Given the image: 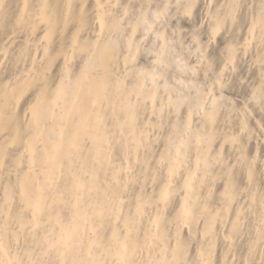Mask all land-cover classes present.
Returning a JSON list of instances; mask_svg holds the SVG:
<instances>
[{"label": "bare ground", "instance_id": "obj_1", "mask_svg": "<svg viewBox=\"0 0 264 264\" xmlns=\"http://www.w3.org/2000/svg\"><path fill=\"white\" fill-rule=\"evenodd\" d=\"M150 1L0 0V264H264V0Z\"/></svg>", "mask_w": 264, "mask_h": 264}, {"label": "rangeland", "instance_id": "obj_2", "mask_svg": "<svg viewBox=\"0 0 264 264\" xmlns=\"http://www.w3.org/2000/svg\"><path fill=\"white\" fill-rule=\"evenodd\" d=\"M158 1H159V0H156V1H155V0H154V1L151 0V1H150V4L153 2L152 4L155 5V3H157ZM218 1H219V0H218ZM244 1H245V2H244V6H247V4H248V5H250V4L252 5V2H253V4H254V0H244ZM154 2H155V3H154ZM249 2H250V3H249ZM251 5H250V6H251ZM250 6H248V7H250ZM172 7L175 8L174 5H173V3H172V5H171V8H172ZM170 10H171L170 13H171V15H172V17H171L172 20L170 21V18H169V22H170V23H169L168 25H170V24H171V25H170V26L166 25V27L168 26V27L170 28V27L172 26L174 29H173L172 27H171L172 30L169 29V28H167V33H166L165 35H166V37L170 36V37L167 38V39L169 40V39L171 38V40H174L175 38H177L176 40H178V39L180 40V38L182 37V39H181L180 41H184V42H180V43H183V44H182L183 46H181V47L184 48V47H188V46L191 45L192 50H194V49H193L194 47L192 46V43H191V42H193V39L190 40V38H191L190 36L192 35V37H193V34H194L195 31L198 29L197 26H195L196 24H195L194 26H192L191 28H189V29H188L189 31H188V30H187L188 27L186 28V27L183 26L182 24H179L178 21L175 23V21L177 20L176 18H177V16H178V15L176 14L177 12H176V10L174 11V9H170ZM172 11H174V12L172 13ZM174 14H176L177 16L174 17ZM169 15H170V14H169ZM171 15H170V16H171ZM198 18H199V17H198ZM198 18H197V20H196V21H197V22H196L197 25H199L198 22H200V20H199ZM177 23H178V24H177ZM172 24H173V25H172ZM174 24L176 25V27H174V26H175ZM178 25H179V27H181V28L179 29V31L181 30V31H182L181 34H183V35L180 34L181 31L179 32V31L177 30V29L179 28ZM181 25H182V26H181ZM166 27H165V29H164L165 32H166ZM182 27H183V29H182ZM193 27H196V28H194V29H196V30H194ZM241 27H242V26H241ZM168 29H169V30H168ZM175 29H176V31H175ZM192 29H193V30H192ZM184 30H185V31H184ZM168 31H170V32H171V31H172V32L174 31V32H173V33L171 32V35H168V33L170 34V32H168ZM177 31H178L179 34H180V36H179L180 38H178V36H177V37H174V35H175V36L178 35ZM183 31H184L185 33H184ZM191 31H194V33L191 32ZM175 32H176L177 34H176ZM174 33H175V34H174ZM192 33H193V34H192ZM150 34H151V32H150ZM172 34H173V35H172ZM190 34H191V35H190ZM171 36H173V37H171ZM201 36H202V35H201ZM145 37H146V36H145ZM145 37H144V38H145ZM203 37H204V36H203ZM203 37H200V38H202V39L204 40ZM144 38H143V41H142V42H143V43L145 42V45L148 47L149 41H150V40L152 41L153 37H152V36H149V34H148V35H147V38H145V40H146L147 42L144 40ZM149 38H150V40H149ZM172 38H173V39H172ZM171 40H170V41H171ZM179 40H178V41H179ZM151 41H150V42H151ZM153 41H154V39H153ZM170 41H169V42H170ZM173 42H174V41H173ZM173 42H171V43H173ZM174 43H175V42H174ZM190 43H191V44H190ZM189 44H190V45H189ZM150 45H155V44H154V42H153V44L151 43ZM150 45H149V47H151ZM184 45H185V46H184ZM193 45H194V43H193ZM149 47H148V48H149ZM191 47H190V48H191ZM188 48H189V47H188ZM188 48H185V51H186V49L189 51L190 48H189V49H188ZM186 52H187V51H186ZM190 52H191V50H190ZM192 52H193V51H192ZM149 54H151V53H149ZM189 54H190V53H189ZM147 55H148V54H147ZM192 55H193V54H192ZM145 56H146V55H145ZM151 56L153 57V54H151ZM189 56H191V54H190ZM143 57H144V56H143ZM147 57H148V59H149V58L152 59V57H149V56H146V59H147ZM189 58H192V57H189ZM193 58H194V56H193ZM216 58H217L216 56H215L214 59L212 58L214 64L217 62V59H216ZM144 59H145V57H144ZM144 59L141 60V61H144ZM146 59H145V60H146ZM148 59H147L146 61H150V60H151V59H149V60H148ZM215 59H216V60H215ZM191 60L193 61L194 59H191ZM0 61H1V57H0ZM187 61H189V59H188ZM144 62H145V61H144ZM150 62H151V61H150ZM150 62H149V63H150ZM189 62H191V61H189ZM142 63H143V62H142ZM149 63L147 62V64H149ZM191 64H192V62H191ZM240 72H241V73H240ZM238 73L240 74L241 79L243 78V81H241V79L239 78V76H238L239 74H237L236 78L238 77V80H240L242 83L244 82V83L242 84L243 87L237 89V88L234 86V87H235L234 89H233V87H232V89L228 91V92H229V96L231 97V100H232V102H233V104H234V108H235V109H234L233 111H239V109L241 110V109L247 107L248 102H249V95H250V92H249V91H250V85H251V83L253 82V79L250 78V77H248V75L246 74V77H247V78H249L250 80L252 79V81L249 80L250 82H249L248 79H247V83H248V82H249V83H248V85H246V84H247V83H245L246 80H244V79L246 78V77L244 76V75H245V74H244L245 72H243V71H239ZM184 77H186V78H190V77H188V75H186V76L184 75ZM235 80H236V79H235ZM238 80H236V81H238ZM233 81H234V80H233ZM233 81H232V82H233ZM236 81H234V82H236ZM241 82H240V83H241ZM249 84H250V85H249ZM246 102H247V103H246ZM261 108H262V109H261ZM250 109H251L252 120H251L250 123H248L249 127L247 126V132H249L250 134L252 133L251 136L253 135V137L256 136V134H258V135H260L259 137L261 138L262 134H263V136H264V101H263L261 104L257 105L256 107H254V108H250ZM259 112H260V113H259ZM254 115H255V116H254ZM253 117H254V118H253ZM256 121H257V122H256ZM259 125H260V126H259ZM258 126H259V127H258ZM253 129H254V130H253ZM260 129H261L262 131H261ZM256 132H257V133H256ZM260 132H261V134H260ZM254 133H256V134H254ZM258 135H257V137H258ZM263 136H262V137H263ZM257 137H254L253 140H255V141L257 140L256 142L259 143L260 140H258ZM251 138H252V137H251ZM251 138H250V141L252 142ZM255 138H256V139H255ZM260 138H259V139H260ZM261 140H262V139H261ZM256 142H254V143H256ZM252 143H253V142H252ZM261 150H262V151H261ZM263 152H264L263 149H260L259 152H258V157L261 155V158H262V156L264 155ZM261 158H260V159H261ZM245 206H246V205H245ZM238 250H239V249H238ZM240 251H241V250L236 251V252L240 253V256H241V257L239 258L240 261H237V262L235 261V260H236V257L239 256V255L236 254V252H235V253H231V255H237V256L235 257V260H234V257L229 256V257H231L230 260H231L232 262H233V260H234V262H235L234 264H243V263H242V256H243V255L241 254L243 250H242L241 252H240ZM232 258H233V259H232ZM237 260H238V257H237Z\"/></svg>", "mask_w": 264, "mask_h": 264}]
</instances>
